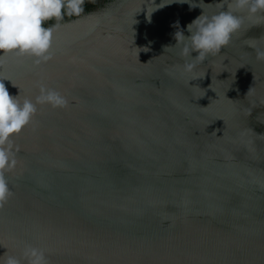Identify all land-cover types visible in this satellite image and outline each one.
<instances>
[{"label": "water", "instance_id": "obj_1", "mask_svg": "<svg viewBox=\"0 0 264 264\" xmlns=\"http://www.w3.org/2000/svg\"><path fill=\"white\" fill-rule=\"evenodd\" d=\"M86 3L59 22L51 61L0 68L22 98L42 83L69 101L15 137L0 254L34 246L48 264H264V61L245 46L264 50V25L189 82L164 49L199 8L173 3L149 21L142 0Z\"/></svg>", "mask_w": 264, "mask_h": 264}, {"label": "clouds", "instance_id": "obj_2", "mask_svg": "<svg viewBox=\"0 0 264 264\" xmlns=\"http://www.w3.org/2000/svg\"><path fill=\"white\" fill-rule=\"evenodd\" d=\"M86 0H0V68L14 60L17 63L30 59L39 66L53 59V35L65 17H79L84 13ZM173 3L187 4L189 11L196 8L201 14L173 34L175 45L164 51L179 63L171 65L182 75L199 79L198 66L221 56L242 31L264 25V0H219L205 4L204 0H142L146 18L160 8ZM49 22H53L49 25ZM248 28H245V25ZM49 25V26H46ZM187 32V35H185ZM260 39H264L262 36ZM259 40V39H255ZM245 46L253 49L257 61H264V50L250 40ZM147 51V49H146ZM9 81L18 89L11 95L5 87ZM34 98L21 97L20 89L7 76L0 74V209L13 195L9 175L15 171L20 149L15 137L31 125L42 108L63 110L68 99L54 88L37 84ZM0 264H48L46 251L39 247L25 246L19 255L0 254Z\"/></svg>", "mask_w": 264, "mask_h": 264}, {"label": "trees", "instance_id": "obj_3", "mask_svg": "<svg viewBox=\"0 0 264 264\" xmlns=\"http://www.w3.org/2000/svg\"><path fill=\"white\" fill-rule=\"evenodd\" d=\"M86 2H87V0H86ZM86 2H85V3H86ZM88 8H89V7L84 6V10H85V9H88ZM69 18L71 19V18H74V17H65L62 21L66 20V19H69ZM51 23H53V22H49V25H50ZM46 26H47V25H46Z\"/></svg>", "mask_w": 264, "mask_h": 264}, {"label": "flooded vegetation", "instance_id": "obj_4", "mask_svg": "<svg viewBox=\"0 0 264 264\" xmlns=\"http://www.w3.org/2000/svg\"><path fill=\"white\" fill-rule=\"evenodd\" d=\"M86 4H88V3H86Z\"/></svg>", "mask_w": 264, "mask_h": 264}]
</instances>
